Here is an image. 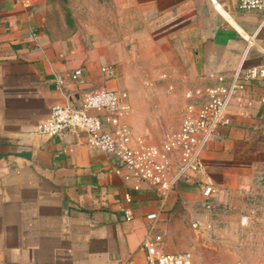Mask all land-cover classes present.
Masks as SVG:
<instances>
[{"label":"crops","instance_id":"0c3cea01","mask_svg":"<svg viewBox=\"0 0 264 264\" xmlns=\"http://www.w3.org/2000/svg\"><path fill=\"white\" fill-rule=\"evenodd\" d=\"M67 2L69 11L62 0H0V264H149L142 242L156 190L137 188L85 133L53 138L36 127L55 105L80 106L102 89L128 92L120 75H141L136 60L181 77L188 90L218 85L219 75L229 82L242 62L264 63V16L242 11L239 0ZM108 64L117 77L102 72ZM77 69L83 77L75 82ZM130 103L127 121L136 125L131 96ZM228 115L204 155L220 188L216 204L264 178V79L251 82ZM198 205L200 188L181 182L158 222L163 246L171 219L197 215Z\"/></svg>","mask_w":264,"mask_h":264},{"label":"built area","instance_id":"2783aa9c","mask_svg":"<svg viewBox=\"0 0 264 264\" xmlns=\"http://www.w3.org/2000/svg\"><path fill=\"white\" fill-rule=\"evenodd\" d=\"M239 8L242 11L255 10L264 16V0H239ZM101 70L107 78L117 77L115 65H105ZM82 77L83 69H77L72 75L75 82ZM166 77L164 74L163 78ZM263 79L264 63L246 66L242 62L229 82L227 77L219 75L218 85L187 90L180 127L158 143L134 132L127 121L132 111L129 93L116 89L88 93L80 106L55 105L50 117L37 125L36 132L53 138L66 131L83 132L88 145L111 157L117 171L126 172V179H134L137 188L142 183L153 187L157 192L158 207L147 215L150 227L142 242L149 264H195L189 251H162L163 235L158 230V222L167 211L176 188L185 181L200 188L205 211L203 217L194 219L193 228L207 232L213 229L210 217L206 215H210L220 188L207 171L205 151L217 130L230 124L228 110L232 101L251 82ZM58 82L63 83L61 77ZM92 110L102 111L104 116L91 113ZM127 201H131V196ZM124 217H133L130 208L124 210ZM248 222V216L242 217L243 224Z\"/></svg>","mask_w":264,"mask_h":264},{"label":"rangeland","instance_id":"374dc122","mask_svg":"<svg viewBox=\"0 0 264 264\" xmlns=\"http://www.w3.org/2000/svg\"><path fill=\"white\" fill-rule=\"evenodd\" d=\"M63 8L71 9L67 0ZM134 49L128 44L127 49ZM142 68L141 75H120L124 89L136 102L140 120L131 126L136 134L149 137L158 143L166 135L177 130L183 118L186 103L185 93L190 87L180 83L181 77H172L162 70H155L149 60H136ZM173 86V88H171ZM137 119L133 117V120ZM197 215H173L170 221L171 237L162 251L165 253L189 251L195 264H254L264 257V178L254 190L235 196L228 202L213 204L210 217L213 229L210 232L195 230L192 222L205 211L198 205ZM248 216V224L242 217ZM169 223V221H168ZM168 245V246H167Z\"/></svg>","mask_w":264,"mask_h":264}]
</instances>
